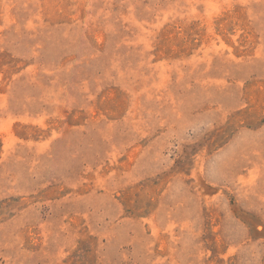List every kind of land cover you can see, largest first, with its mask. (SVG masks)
Returning <instances> with one entry per match:
<instances>
[{
	"label": "rangeland",
	"instance_id": "rangeland-1",
	"mask_svg": "<svg viewBox=\"0 0 264 264\" xmlns=\"http://www.w3.org/2000/svg\"><path fill=\"white\" fill-rule=\"evenodd\" d=\"M0 264H264V0H0Z\"/></svg>",
	"mask_w": 264,
	"mask_h": 264
}]
</instances>
